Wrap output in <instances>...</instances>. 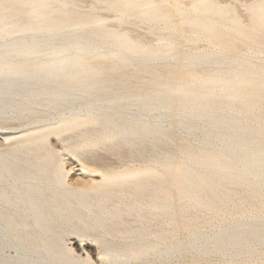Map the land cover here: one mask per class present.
<instances>
[{
  "label": "bare ground",
  "instance_id": "obj_1",
  "mask_svg": "<svg viewBox=\"0 0 264 264\" xmlns=\"http://www.w3.org/2000/svg\"><path fill=\"white\" fill-rule=\"evenodd\" d=\"M77 1L0 0V264H264V0Z\"/></svg>",
  "mask_w": 264,
  "mask_h": 264
},
{
  "label": "rangeland",
  "instance_id": "obj_2",
  "mask_svg": "<svg viewBox=\"0 0 264 264\" xmlns=\"http://www.w3.org/2000/svg\"><path fill=\"white\" fill-rule=\"evenodd\" d=\"M86 1H87V2H86ZM93 1H94V2H93ZM169 1H170V2H169ZM173 1H174V0H173ZM173 1H172V0H166V1H165V4H166V2H167V4H166V8H167V9L173 14V17H174V18H172V19H173V20H172V24L175 22L173 25H177L179 22L177 23L176 21H178V20L175 21V19H176L177 17H178L177 19H183V17L185 16L184 19H183V20H184L183 22H182V20H179V21H181L179 24H185V26H186V21L188 20L187 15H186L185 13H184V14L181 13L182 11H180V10L178 9V7L176 8V6L173 4ZM221 1H223V0H221ZM227 1H228V0L223 1V2H224V4L227 5L228 7H231L232 10H234V11L237 10L238 12H240V11L242 10V11H241L240 13H238V14L235 12L236 15H241V14H242V16H244V17H243L244 19H246L247 17H249V18L246 19V20H249V19L251 18V16H252V10H250V9H251V8H250V7H251V3H252V5H253L254 2H256L257 0H229L228 3H227ZM230 1H231L232 3H231ZM83 2L87 3V5H86L85 3H83ZM88 2H89L90 4H88ZM95 2H97V3H96L97 5L95 4ZM100 2H101L100 0H89V1H88V0H85V1H84V0H81V1H80V0H79V1L76 2L75 5L72 6L71 9L69 8V10H68L67 12H68V13H72V12L74 13L75 10H76L78 13L81 11V12H80L81 14H86L88 11H89L88 13H96V11H97L96 9H99V10L97 11V13H99V12H100L99 14L106 13V14H104V15L107 17L106 19H107V20H111V19H112L111 16L113 15L112 13H115V9H114V10L112 9V12H111V9L109 10L108 8L103 7L104 3H100ZM168 2H169V3L172 2L171 4L174 5L175 7H173L171 4L168 5V4H169ZM223 2H222V3H223ZM225 2H226V3H225ZM229 2H230V3H229ZM249 2H250V3H249ZM82 3H83V4H82ZM93 3H94V4H93ZM233 3H234V4H233ZM236 3L238 4V6H237ZM92 4H93L94 6H96L97 8L94 7ZM230 4H231V6H230ZM76 5H77L78 7H77ZM79 5H80V6H79ZM235 5L237 6V8L235 7ZM83 6H84V7H83ZM87 6H88V8H87ZM81 7H82V8H81ZM100 7H101V8H100ZM102 7H103L104 9H107V10H105V12H104V9H103ZM74 8H75V9H74ZM78 8H79V9H78ZM94 8H95V9H94ZM238 8H240L241 10H240V9L238 10ZM81 9H82V10H81ZM101 9H102V10H101ZM79 10H80V11H79ZM86 10H87V12L85 13ZM95 10H96V11H95ZM108 10H109V12H108ZM176 10H177V11L179 10V13H178ZM82 11H83V12H82ZM113 11H114V12H113ZM101 12H102V13H101ZM244 12H245V13H244ZM88 13H87V14H88ZM108 13L111 14V15H109ZM243 13H244L245 15H244ZM176 14H177L178 16H177ZM179 14H180V15H179ZM182 14H183V15H182ZM104 15H103V16H104ZM174 15H176L177 17L174 16ZM248 15H249V16H248ZM108 16H109V17H108ZM245 16H246V18H245ZM185 18H186L187 20H186ZM185 20H186V21H185ZM184 22H185V23H184ZM176 23H177V24H176ZM187 23H188L187 26H190V24L192 25V23H190L189 20L187 21ZM160 25H161V26H160ZM135 26H137V28H138L140 25H139V24H136ZM155 26H156V25H155ZM155 26L153 25L152 28H154ZM158 27H159V28H158ZM157 28H158L159 30H158ZM156 30H157L158 32H156ZM162 30H163V31H162ZM167 31H168V27H167V25H164L163 28H162V24H159V25L156 26V28H155L154 30L152 29V32H153L152 37H154L155 35L158 36V37L160 36L159 40H161L162 42H163V38H165L163 43H166V42L168 41V40L166 39V37L168 38V36L166 35V32H167ZM154 32H155V33H154ZM159 32H162V33L159 34ZM154 34H155V35H154ZM157 34H158V35H157ZM161 35H162V36H161ZM156 36H155V37H156ZM164 36H166V37H164ZM161 38H162V39H161ZM166 40H167V41H166ZM165 41H166V42H165ZM184 44H185V43H184ZM184 44L182 43V45H184ZM184 46H185V45H184ZM232 49H233V50H232ZM232 49H231L232 51H236V52L239 51V50L236 49V48H235V49L232 48ZM257 54H258V55H257ZM260 54L263 55L264 52H262V53H255V55H257V56H259ZM252 55H254V54H252ZM261 55H260V56H261ZM261 57H264V55L261 56ZM168 67L171 68V69L174 68V67H172V66H168ZM186 71H187V70H184V72H183V70H182V72H183L184 74L181 72V73H179V76H181V77H187L188 73H187ZM185 72H186V73H185ZM118 77H123V75H122V74H118ZM142 87L145 88V86H142ZM142 87H141V88H142ZM0 138H1L0 140L3 141L2 136H0ZM53 139H54V140H53ZM52 140H53V141H52ZM56 140H57V139H56L54 136H50L49 141H48V144H49V147L52 148L53 153L55 154V159H56V160L58 159L57 161H58V162L60 161V163L62 164L63 175L66 176V177H68V178L72 177L73 179H76V172H78L77 169H80V164H78L79 162L76 160V158H75L70 152H68V149H67L66 147H64L62 141L59 142L60 140H59V141H58V140L56 141ZM2 141H1V142H2ZM3 142H4V141H3ZM60 144H61V145H60ZM62 145H63V147H62ZM56 146H58L59 148L56 147ZM54 148L56 149L57 152L54 150ZM58 151H59V152H58ZM62 152H65V153L62 154ZM58 153H60L59 156H58ZM66 153H67V154L69 153V154H68V155H65ZM70 155H72L73 157L70 156ZM60 156H61V157H60ZM62 158H63V160H62ZM71 158H72V159H71ZM73 158H75L74 161L76 160L77 162H76V161L74 162V161H73ZM64 161H65V162H64ZM141 162H142V163H141ZM143 163H144V164H143ZM145 163H146V162H145V161H142V160H138V161L135 162L136 165H139V164H140V166H141V165H145ZM66 165H67V166H66ZM67 167H68V168H67ZM64 168H65V169H64ZM72 168H73V169H72ZM71 169H72V170H71ZM69 171H70V172H69ZM72 171H73V172H72ZM68 172H69V173H68ZM72 173H73V174H72ZM73 175L75 176V178H74ZM84 184H86V183H84ZM72 235H73V236H72ZM75 236H76V235L73 234V233H72V234H68V235L66 236V239H65L66 244L69 245V243H70V241H71L70 239L73 238V237L75 238ZM67 237H68V238H67ZM69 238H70V239H69ZM76 238H77L80 242H82L83 239H85L86 237H84V238H78V237L76 236ZM83 242L93 243V241H92L91 239L89 240V238H86ZM214 256H215V255H213V259L216 261V258H218V256H217V255H216L217 257H216V256L214 257ZM216 262H217V264H218L219 262H220L219 264H224L223 262L218 261V259H217ZM216 262H215V263H216Z\"/></svg>",
  "mask_w": 264,
  "mask_h": 264
},
{
  "label": "snow or ice",
  "instance_id": "obj_3",
  "mask_svg": "<svg viewBox=\"0 0 264 264\" xmlns=\"http://www.w3.org/2000/svg\"><path fill=\"white\" fill-rule=\"evenodd\" d=\"M86 264H93V261L91 259H89Z\"/></svg>",
  "mask_w": 264,
  "mask_h": 264
}]
</instances>
